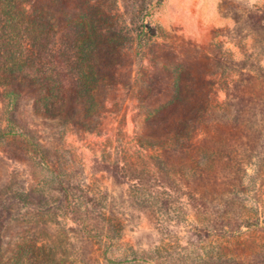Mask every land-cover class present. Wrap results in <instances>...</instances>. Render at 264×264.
Returning a JSON list of instances; mask_svg holds the SVG:
<instances>
[{
  "label": "rangeland",
  "instance_id": "rangeland-1",
  "mask_svg": "<svg viewBox=\"0 0 264 264\" xmlns=\"http://www.w3.org/2000/svg\"><path fill=\"white\" fill-rule=\"evenodd\" d=\"M0 264H264V0H0Z\"/></svg>",
  "mask_w": 264,
  "mask_h": 264
},
{
  "label": "trees",
  "instance_id": "trees-1",
  "mask_svg": "<svg viewBox=\"0 0 264 264\" xmlns=\"http://www.w3.org/2000/svg\"><path fill=\"white\" fill-rule=\"evenodd\" d=\"M46 80V79H45ZM49 86H52V88H54V86H56V83H54V84H49ZM56 88V87H55ZM47 89H50L48 86H47ZM51 92H52V90H51Z\"/></svg>",
  "mask_w": 264,
  "mask_h": 264
}]
</instances>
